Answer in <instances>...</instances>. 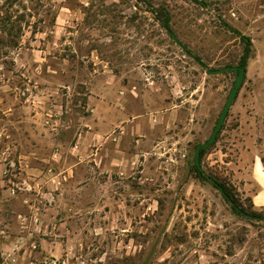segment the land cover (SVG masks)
Returning a JSON list of instances; mask_svg holds the SVG:
<instances>
[{
    "label": "rangeland",
    "instance_id": "rangeland-1",
    "mask_svg": "<svg viewBox=\"0 0 264 264\" xmlns=\"http://www.w3.org/2000/svg\"><path fill=\"white\" fill-rule=\"evenodd\" d=\"M162 9L184 48L166 30ZM243 35L252 39L254 58L201 166L250 216L193 168L195 148L210 136L236 78L207 68L240 65ZM260 58L264 63V0H0V179L17 178L23 155L32 153L60 175L42 191H15L11 180L8 190L0 187L8 229L35 212L37 232L62 249L61 264H264V208L235 176L242 138L233 130L234 105L264 90ZM148 95L179 111L188 138L136 132L141 125L153 131L155 117L142 104ZM87 130L125 148L143 138L148 153L122 160L116 168L127 172L104 170L96 151L83 160L72 152Z\"/></svg>",
    "mask_w": 264,
    "mask_h": 264
},
{
    "label": "crops",
    "instance_id": "crops-1",
    "mask_svg": "<svg viewBox=\"0 0 264 264\" xmlns=\"http://www.w3.org/2000/svg\"><path fill=\"white\" fill-rule=\"evenodd\" d=\"M243 1L249 3L250 1L255 2L258 0ZM243 10L248 11L245 7ZM235 15L236 13H234V16ZM253 58L254 56L251 54L248 65ZM260 62L262 64L261 73H263L264 63L261 58ZM253 96H255V98L247 99L248 102L242 101L234 105L235 111L240 113L237 117V120H239L237 127L233 130L234 132L239 131V135L242 138V140L238 139L235 144V146L239 148L237 152L239 155V163L235 167V176L246 180L244 189L251 192L250 198L253 205L255 207L264 208V152L260 150L261 145H264V90L259 89L254 91ZM89 97L90 103L93 104L96 98L93 95ZM103 104L104 99H99L98 107ZM142 104H145L147 109L153 113L152 115L154 116L152 117H155V119H152L155 123L152 124L153 131L147 133V130L141 125L136 129V132H139L141 135L150 136L157 134L159 130H163V132L168 133L169 138H173V135L177 133L183 138L189 137L190 134L185 132V122L180 120L179 111L176 109L170 110L168 107V100L165 97L148 95L142 99ZM160 105L165 106L160 108ZM139 116H142V114ZM137 119H140V117H137ZM174 127H178L181 132L174 130ZM87 133V135L83 136V138L78 141L72 152L75 156L83 160L86 156H89L91 150L93 152L96 151L93 154L101 165H103L104 170L127 172L128 168L125 169L123 166L116 168L121 165L120 163L122 160L130 163L142 158L148 153L140 147L142 144L141 142H145L143 138L138 139V145L132 142L125 148L121 140L116 139L114 141H108V139H105L104 135L102 136L100 131H95L98 136H101L97 142L92 141V137H90L91 134H95L94 132L87 130ZM146 141L148 144L152 143L149 138H147ZM92 144L97 145L96 150L91 147ZM23 157L27 158L28 161L25 163L26 166L23 165V169L15 174L17 178H8L1 175L0 187L4 191L8 190L6 187L8 183L6 182L10 180L16 185V187L15 185L11 186L15 191L19 188L39 189L42 191L56 184L60 176L59 173H54L53 170L48 169L47 165L43 166L40 159L41 157H38L39 160H36L34 159L36 157L33 153L23 155ZM2 165L4 164H1L0 167ZM20 178H22V180ZM28 204L33 209H40L38 205L41 203L28 202ZM5 220L7 219L0 216L1 224H6L5 226H0V264H61L59 256L63 254V251L58 244L56 245V239L51 240L40 234V232H37L40 230L41 226L39 225L40 219L35 215V212L33 215L25 216L16 221L22 226L21 228L18 227V230L8 229L7 225H12L13 223L9 222V224H7ZM42 223L41 220V224ZM65 264H67V260Z\"/></svg>",
    "mask_w": 264,
    "mask_h": 264
},
{
    "label": "water",
    "instance_id": "water-1",
    "mask_svg": "<svg viewBox=\"0 0 264 264\" xmlns=\"http://www.w3.org/2000/svg\"><path fill=\"white\" fill-rule=\"evenodd\" d=\"M165 28L168 31V33L171 35L173 40L176 41V43L178 45H180L182 48H184V45L181 43V41L176 36V34L170 29L169 25L165 24ZM207 71L209 73H223V72H227V71H233L236 73V78H235L233 86H232V88L228 94L226 102L222 108V111H221V113L217 119V122H216L210 136L206 139L205 142L198 144L195 148L194 162H195V165L200 169H202V166H201V150L209 148L216 141L218 133L222 129V126L224 125V123L226 121L228 113H229L235 99L237 98L239 90L241 89V87L243 85V82H244V79L246 76V72H247L246 66H240V65H236V66L228 65V66L218 68V69H211L208 67ZM218 189L226 199H229V196L225 193V191L222 187H219ZM230 203L236 208L237 211H239L244 216H250L249 213L242 210L233 201L230 200Z\"/></svg>",
    "mask_w": 264,
    "mask_h": 264
},
{
    "label": "trees",
    "instance_id": "trees-1",
    "mask_svg": "<svg viewBox=\"0 0 264 264\" xmlns=\"http://www.w3.org/2000/svg\"><path fill=\"white\" fill-rule=\"evenodd\" d=\"M196 2L200 3V4H205L204 2H200L198 0H195ZM152 11L155 13L157 12V10L155 8H152ZM162 14L164 16V20H163V24L165 26V24L169 25V21H170V17L168 15V12L165 10V9H162ZM234 32H239L235 29H232ZM242 40L243 42L245 43V47H244V51H243V54L240 58V66H246L248 65V61H249V58L251 57V54H252V46H253V43H252V40L251 38L249 37H246V36H242ZM188 53H190L189 51H187ZM195 59L202 65V66H207L206 63H204L202 61V59L199 57V56H195ZM224 126V125H223ZM223 126H222V129H223ZM221 129V130H222ZM221 130L220 132L218 133V136H217V139L219 137V134L221 133ZM216 139V140H217ZM206 152V149H202L201 150V158L203 157V155L205 154ZM193 168L194 170L196 171L197 175L204 179V180H208V181H211L215 187L219 188V187H222L225 191V193L229 196V199H227L228 202L233 201L237 206H239L234 194L232 193V191L229 189V187L227 186L226 183H223V182H220L219 180H217L216 178H213L212 176H209L205 173V171L203 169H200L198 168L195 164L193 165ZM231 204V203H230ZM232 205V204H231ZM233 209L237 212V213H240L239 211L236 210V208L232 205ZM260 218H264V216H261Z\"/></svg>",
    "mask_w": 264,
    "mask_h": 264
},
{
    "label": "built area",
    "instance_id": "built-area-1",
    "mask_svg": "<svg viewBox=\"0 0 264 264\" xmlns=\"http://www.w3.org/2000/svg\"><path fill=\"white\" fill-rule=\"evenodd\" d=\"M198 1L204 2L206 4L208 1H211V0H198Z\"/></svg>",
    "mask_w": 264,
    "mask_h": 264
}]
</instances>
